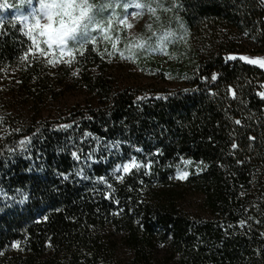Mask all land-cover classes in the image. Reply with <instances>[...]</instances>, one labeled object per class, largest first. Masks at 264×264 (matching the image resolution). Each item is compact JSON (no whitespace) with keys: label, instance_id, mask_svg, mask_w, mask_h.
Wrapping results in <instances>:
<instances>
[{"label":"trees","instance_id":"obj_1","mask_svg":"<svg viewBox=\"0 0 264 264\" xmlns=\"http://www.w3.org/2000/svg\"><path fill=\"white\" fill-rule=\"evenodd\" d=\"M175 2L178 8L155 14L130 7L129 14L146 15L136 37L114 20L109 39L96 34L94 46L76 45L72 66L57 63L50 75L55 66L46 59H57L58 49L22 61L31 42L24 22L14 19L38 0H0V68L17 66L33 106L16 119L0 90V264H264V69L229 59L264 53L263 2ZM169 28L183 40L164 52L121 58L140 39L156 33L155 41ZM123 62L157 82L117 87ZM66 79L79 82L91 101L42 118L41 103L57 98ZM25 136H32L28 150L9 153ZM131 156L152 163L113 178L115 165Z\"/></svg>","mask_w":264,"mask_h":264},{"label":"snow or ice","instance_id":"obj_2","mask_svg":"<svg viewBox=\"0 0 264 264\" xmlns=\"http://www.w3.org/2000/svg\"><path fill=\"white\" fill-rule=\"evenodd\" d=\"M20 2L21 5L24 3L32 4V0H20ZM167 3L168 0H147V2H140V0H127V2H124V0H38V5L33 7L27 16L17 15L14 18L17 21L24 22V34L31 42L21 59L27 61L31 55L34 61H39L42 57L47 58L55 47L58 49L59 57L57 59H46V63L52 66H55L57 63L70 64L76 54V45H79L81 49L89 44L94 46L98 39L96 34H101L104 39H109L108 31L112 29L114 20L119 25L133 29L134 25L129 23V15L136 17L140 13L132 12L129 14L127 10L130 7L141 10L147 9V12L150 14H155L158 9L168 12L174 7H179L175 0H171V7H166ZM2 6L8 7L9 5L4 4ZM118 12L122 13V15L118 14ZM3 23V21H0V25ZM148 27L150 28L151 26L149 25ZM179 28L181 31H185L182 24L179 25ZM152 36H156V33H152ZM152 36H149L147 39H140L139 42L134 43L129 49L130 55L128 57H125L124 53L121 52V58L135 59V51H144L151 54L164 52L168 44L177 40H183L184 38L182 34L170 28L157 36L155 41L152 40ZM38 37L43 40L46 49L41 47ZM113 47L115 48V44ZM64 56L69 57V59L65 60ZM236 58L235 56L229 57V59L233 60ZM240 59L249 64L259 65V67L264 68V57L250 58L248 56H241ZM73 74L75 75L76 73ZM211 79L216 80L217 74L213 73ZM229 91L232 92V96L235 98V92L231 88H229ZM259 94L264 97V93ZM234 123L240 125L241 120L236 119ZM60 127L69 128L71 125L65 124ZM15 131L19 132L20 129L17 128ZM248 139L254 141L256 138L249 136ZM31 141L32 136H25L15 147L9 148L8 151L9 153H14L17 149L27 151ZM111 147L118 148V143H113ZM230 147L231 149H237L238 145L232 142ZM136 151L140 152L142 149H136ZM157 152H159V149H157ZM72 156L79 159L77 152H72ZM89 158H91V153ZM190 162L184 161V163ZM151 163V161H148L147 164L142 165L137 161L136 156H131L126 162L116 164L112 169L111 176L116 180H121L123 178L122 175L117 174L121 170L122 173H129L132 169L139 170L142 166L147 168ZM237 163L242 164L244 161L238 160ZM75 174L77 176L83 175V169ZM187 175L188 173L184 172L180 175V178L184 179ZM84 179H90V177L84 176ZM97 179L100 182H107L104 176H99ZM109 188H111V185H109ZM256 223H259V221H256ZM246 224V220L239 221L240 227H245ZM229 227L231 228L232 225H229ZM261 235L264 236V233H261ZM19 244V241H15L12 243V247H18Z\"/></svg>","mask_w":264,"mask_h":264},{"label":"rangeland","instance_id":"obj_3","mask_svg":"<svg viewBox=\"0 0 264 264\" xmlns=\"http://www.w3.org/2000/svg\"><path fill=\"white\" fill-rule=\"evenodd\" d=\"M264 5V2H263ZM138 12V11H132ZM131 12V13H132ZM140 13V12H138ZM146 20V15L140 13L139 16L133 17L129 15V23L134 25L133 29H129L126 26L119 25V28H125L128 32V36L136 37L141 30V27ZM117 47V41L115 43ZM28 48V47H27ZM24 50V52L27 50ZM24 54V53H23ZM235 57L248 56L250 58L264 57L263 54H237L231 55ZM230 56V57H231ZM31 55L29 56V58ZM22 60L24 62H28ZM67 60L69 57L64 56ZM72 66V63H70ZM117 72H115V82L117 87L126 86H148L149 84L157 82L156 79L150 77L149 73L143 72L141 69L136 67L131 62H123L119 64ZM259 66V65H258ZM58 67L50 68V75L57 72ZM261 68V67H260ZM264 69V68H261ZM72 72L78 74L77 67L72 68ZM18 68L16 65H5L0 68V90L5 95V106L8 107L13 114L16 115V119H19V114H24V116H29L32 114L33 106L31 105V98L26 97L22 94L19 79L17 78ZM57 98L55 96L46 97L41 103L42 118L44 117H57L59 112H65L69 108L74 107V105H85L91 101V94H88L86 90L81 88L79 82L71 79H66L63 83L59 82L56 87ZM264 93V91L262 92ZM123 257L128 258L129 252L123 251ZM167 264H176L174 260H170Z\"/></svg>","mask_w":264,"mask_h":264}]
</instances>
